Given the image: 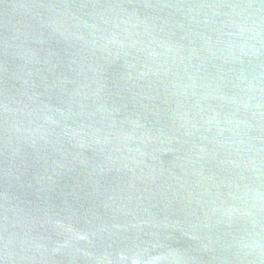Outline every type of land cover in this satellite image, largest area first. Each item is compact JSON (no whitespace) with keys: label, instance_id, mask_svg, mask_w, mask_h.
Here are the masks:
<instances>
[{"label":"water","instance_id":"obj_1","mask_svg":"<svg viewBox=\"0 0 264 264\" xmlns=\"http://www.w3.org/2000/svg\"><path fill=\"white\" fill-rule=\"evenodd\" d=\"M0 264H264V0H0Z\"/></svg>","mask_w":264,"mask_h":264}]
</instances>
